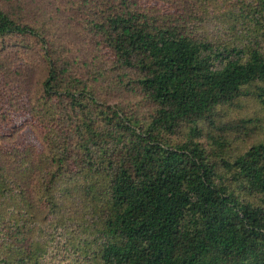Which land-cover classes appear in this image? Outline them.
<instances>
[{"label":"trees","instance_id":"obj_1","mask_svg":"<svg viewBox=\"0 0 264 264\" xmlns=\"http://www.w3.org/2000/svg\"><path fill=\"white\" fill-rule=\"evenodd\" d=\"M52 256L264 264V0H0V264Z\"/></svg>","mask_w":264,"mask_h":264},{"label":"rangeland","instance_id":"obj_2","mask_svg":"<svg viewBox=\"0 0 264 264\" xmlns=\"http://www.w3.org/2000/svg\"><path fill=\"white\" fill-rule=\"evenodd\" d=\"M49 6H46L45 7V10L48 11L49 10ZM55 24H56V35L65 40V41H70V42H73L76 46L80 47L81 49H84L83 47H86L87 49H89V47L87 46L88 44L86 43V41H81L79 38H77L75 36V34L73 33V27L68 25L66 22L62 21L61 19H55ZM44 69L42 67V65L40 64V61L35 60L34 62V65L33 67L28 71V88L31 92H35L36 89L39 87L40 83H41V80L44 76ZM137 97L132 95V94H129V93H122L119 95L116 94L114 95L113 97V101H120L122 103H127V102H133L135 101ZM139 110L141 112L143 111H146L148 110V108L146 107V105H142L139 107ZM182 133H180V137L182 139H184L186 136H188V130L187 129H182ZM258 135H254L251 137L252 140H254L255 138H257ZM210 144L211 143V140L208 141ZM250 142V139H247V141H243V143H249ZM237 149L239 148V146L242 144L241 141L239 140H236L234 143H233ZM213 145V144H212ZM228 151V150H227ZM229 152V151H228ZM50 262L51 264H62V263H59V257L58 256H52L50 258Z\"/></svg>","mask_w":264,"mask_h":264}]
</instances>
